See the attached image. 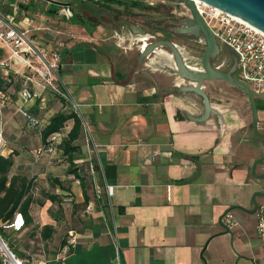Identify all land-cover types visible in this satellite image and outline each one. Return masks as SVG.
Returning <instances> with one entry per match:
<instances>
[{"label":"crops","instance_id":"1","mask_svg":"<svg viewBox=\"0 0 264 264\" xmlns=\"http://www.w3.org/2000/svg\"><path fill=\"white\" fill-rule=\"evenodd\" d=\"M19 1L8 0L18 5L15 26L29 23L36 45L57 48L63 43L58 84L66 99L42 91V100L24 105L18 96L24 69L13 64L0 69V83H9L0 92L6 107L0 156L12 160L6 187L13 179L24 181L31 200L29 222L21 216L19 231H2L12 252L44 264H264L254 215L244 212L252 210L254 194L264 193V180L250 174V166L260 158L253 133L245 142L247 150L240 151L232 139L237 127L226 121L230 110L195 122L203 115L202 103L181 91L188 85H182L171 54L163 48L134 67L143 48H128V55L139 53L133 64L128 62L126 53L101 39L100 31L89 33L67 24L72 17L59 15L61 8L69 9L67 4L35 0L47 3L45 14L52 13V19L30 14L33 0ZM0 12L10 14L7 6H0ZM112 30L113 35L128 33L132 45L141 38L123 25ZM54 33L59 37H52ZM6 57L0 47V62ZM19 110L38 118L44 128L58 113L80 119L71 163L58 147L64 128L54 153L38 157L47 140L41 138L44 129H30ZM72 125L71 120L65 123L66 135ZM262 163L255 167V176L264 174ZM107 187L112 188L111 197ZM66 195L78 208L71 230L52 211L53 196ZM224 213L237 224L229 233L219 223ZM70 235L75 243L61 262Z\"/></svg>","mask_w":264,"mask_h":264},{"label":"built area","instance_id":"2","mask_svg":"<svg viewBox=\"0 0 264 264\" xmlns=\"http://www.w3.org/2000/svg\"><path fill=\"white\" fill-rule=\"evenodd\" d=\"M82 1L98 4L101 0ZM130 1H139L148 7L166 4L158 0ZM19 2L25 4L29 0H20ZM0 6H7L10 10L8 15L0 12V47L7 54L6 59L0 62V69H9L11 64L24 69L25 74L21 75L23 83L18 93L22 104L26 105L32 101L42 100V91H49L65 100L66 96L62 93L58 84L60 62L58 50L63 47V44L57 43V48L36 45L31 39L29 23L24 20V27L15 26L14 24L18 13V5L9 3L8 0H0ZM169 6L173 7L172 11H170L172 16L179 19L190 17L189 11L184 6H179V8L174 7L172 4H169ZM194 6L204 25L215 38L216 43L234 54L237 80L246 85L255 95L262 93L264 91V34L247 23L201 2H194ZM59 15L65 19L72 17L69 9L66 8H61ZM16 74H19V72L16 71ZM19 113L30 129L37 132H41L44 129L42 121L38 118L29 115L24 110H19ZM257 128L264 137V120H259ZM60 139L61 135L59 133L50 135L45 145L37 151V156L54 153ZM262 164L264 168V161ZM106 194L108 197L112 196L111 187L106 188ZM254 219L255 234L264 250V197L257 205ZM222 223L227 228L237 226L235 221L229 216H225L222 219ZM22 227L23 219L21 215H15L10 223L0 225V264H44L43 262H37L33 258L22 259L18 257L12 252L10 245L3 238L1 230L11 228L14 231H19ZM70 238L62 248L61 262L65 260L69 254L70 247L75 243L74 236L70 235Z\"/></svg>","mask_w":264,"mask_h":264},{"label":"rangeland","instance_id":"3","mask_svg":"<svg viewBox=\"0 0 264 264\" xmlns=\"http://www.w3.org/2000/svg\"><path fill=\"white\" fill-rule=\"evenodd\" d=\"M55 2H62L63 4H67L69 7V11L72 15L71 20L67 22L69 25L73 26H81V30H86L89 33H93L95 31L101 32V39H107L106 43L116 45L121 52L126 53L128 52V48L135 49L137 48V51L147 46L149 43L157 41V40H163V33H154L151 34V37H141L139 38V41H134L133 45L130 44L131 36L128 35V33H125L124 36L120 35V33H117L116 35H113V28L114 25H111L110 19H113V21L116 23L120 19H125L129 21L130 23L136 24L137 26L144 28L145 20L148 19L150 13H147L143 9L146 5H141L138 9H132L130 7V0H117L118 4H108L109 0H102L100 3V6L95 3L82 1V0H53ZM109 5V6H108ZM167 8L166 10L172 11V6H169V4H165ZM48 7L47 3L44 2H36L33 0L30 7H28V12L33 15H42V16H49L52 18V13L45 14L44 7ZM53 6V5H52ZM155 6V5H154ZM153 6V7H154ZM55 9H60V6H53ZM61 10V9H60ZM20 11H23L21 9ZM106 15L109 16L110 19L106 18ZM171 15V14H170ZM171 17V16H170ZM53 19V18H52ZM143 27H142V26ZM167 28H170L167 26ZM144 29H150L149 27H145ZM168 30V29H167ZM170 30V29H169ZM52 37L58 38L59 35L57 34H51ZM44 40H46V35L41 36ZM170 42L174 43L179 49L182 58L184 59L185 65L192 71L200 72L201 71V65H200V58L204 51V42H194L189 41L188 39H181L179 37H176L174 35H170L169 39ZM50 41L57 42L55 39H50ZM62 43V42H58ZM63 44V43H62ZM165 51H168L167 49L163 48ZM134 51V50H133ZM169 52V51H168ZM170 53V52H169ZM139 54V53H138ZM138 54L128 55L126 53L128 62H131L132 64L135 62V58L138 56ZM124 56V55H123ZM122 59V58H121ZM124 64V61L122 60L120 64ZM127 64V63H125ZM126 68H128L126 66ZM125 68V69H126ZM182 85H188L186 82H182ZM203 90L206 93V95L209 98L211 106L216 111H223V110H230L231 115H233L235 120L229 118V114L226 115V121L227 125L237 127L236 132H233L232 139L237 140L239 142L240 151L247 150V146L245 142L250 138L251 135V115L249 112L248 104L246 97L239 91L231 88L230 86L220 83V82H206L203 84ZM256 109L259 113V120H264V101L263 100H256L255 101ZM6 109L3 104H1L0 100V124H1V115L3 114V111ZM54 113V111H52ZM52 112H49V115L52 114ZM211 117L216 119V115L212 114ZM241 127V128H240ZM66 129L64 127V130H62V133L66 136ZM1 134V133H0ZM64 136V137H65ZM63 137V138H64ZM60 147V145L58 146ZM57 147V148H58ZM3 149V140L1 136V143H0V154ZM57 153V152H56ZM59 155L55 154V157H58ZM54 203H52L53 206V213L54 216L58 220H61V222H65V227L67 229H74L76 228V222L78 216L76 215V205L74 204L73 197L70 196H53ZM71 199V201L67 199ZM66 199V200H65ZM78 211V210H77ZM3 236V235H2Z\"/></svg>","mask_w":264,"mask_h":264},{"label":"water","instance_id":"4","mask_svg":"<svg viewBox=\"0 0 264 264\" xmlns=\"http://www.w3.org/2000/svg\"><path fill=\"white\" fill-rule=\"evenodd\" d=\"M163 3L175 5L176 7L184 6L190 13V17L182 20L183 25L186 27L181 30L182 34L191 35L193 37H201L204 42V51L200 58L201 71L196 72L190 70L184 63V59L181 56L180 49L170 41L157 40L149 43L143 48L141 53L136 59L134 67L140 65L145 58L152 54L158 48L167 49L173 60L174 70L177 77L186 82L188 86L181 89L182 92L191 93L198 97L202 103L203 115L194 119L195 122L207 121L212 114L220 117V112L216 111L210 104L209 98L203 90V84L206 82L220 81L231 88L241 92L247 100L249 112L251 115V130L256 139L261 141L264 147V137L259 133L257 125L259 122V114L256 109L255 101H264V91L259 95H255L250 89L239 82L234 76L236 70V64L228 72H222L212 67L211 60L219 52V45L216 43L215 38L209 29L204 25L200 16L198 15L193 0H158ZM201 2L207 6L218 9L219 11L233 16L248 25L252 26L256 30L264 34V0H195ZM119 24H125L128 27L130 33L138 37H149L152 33V28L143 29L135 24H132L125 19H121ZM233 54V53H232ZM234 56V54H233ZM235 58V56H234ZM264 161L263 155L255 160L250 166V174L253 178L264 180V174L260 176L254 175V169L257 165H260ZM264 197V193H256L251 198L252 210L244 211L249 215H254L257 208V199ZM224 215L220 218L219 223L224 229L225 233H229V229L222 223Z\"/></svg>","mask_w":264,"mask_h":264},{"label":"trees","instance_id":"5","mask_svg":"<svg viewBox=\"0 0 264 264\" xmlns=\"http://www.w3.org/2000/svg\"><path fill=\"white\" fill-rule=\"evenodd\" d=\"M9 1L14 2V0ZM117 2L119 1L109 0L108 4H118ZM141 5L143 4L139 1H130V7L132 9H138ZM165 6L166 5L158 4L154 7H143L147 13H150L149 16H151L145 20L144 27H150L151 25L160 26L163 21L170 18V11L166 10L165 8L167 7ZM156 32L163 33L162 30H157ZM8 84L9 83L6 82L0 83L1 93L6 91ZM69 120L72 121L73 125L68 134L63 138L60 147L68 161L71 163L75 157V153L77 152L74 143L79 139L81 132V121L75 114L71 113L67 116L62 113L55 114L49 119L47 125L41 133V138L44 142L50 135L60 133L64 128L65 123ZM11 166L12 160L10 157L5 159L0 156V223H10L13 220L14 214L19 212L24 219V223L27 224L29 222L28 209L31 204V200L26 197L27 190L25 182L13 179L11 180L9 186L6 187L7 174ZM16 182H18L17 185ZM84 202L86 203L87 200L85 199Z\"/></svg>","mask_w":264,"mask_h":264},{"label":"flooded vegetation","instance_id":"6","mask_svg":"<svg viewBox=\"0 0 264 264\" xmlns=\"http://www.w3.org/2000/svg\"><path fill=\"white\" fill-rule=\"evenodd\" d=\"M174 7H176V6L174 5ZM176 8H179V7H176ZM170 16L171 17L166 19L165 21H163L160 26L151 25L149 27V28H152V33L151 34L158 33V32H156L157 30H162L163 34H164V36H163L164 39L163 40L169 41L168 40L169 36L170 35H174V36L179 37V38H181L183 40L188 39L189 41H193V43L194 42L198 43V42L203 41L201 37H193L191 35L182 34L181 30L186 28L183 25V23H182L183 19L176 18V17H174L172 15H170ZM106 18L110 19L108 15H106ZM110 21H111V25H113V23H115L113 21V19H110ZM118 21L116 22V24H114L115 27H121L122 25L126 26L125 24H121V25L118 24ZM167 26L170 27V28H167ZM149 37H151V35ZM234 64H236V60H235L232 52L229 51L228 49H226L225 47L219 46L218 54L214 57V59L211 60L212 67L217 69V70H220L222 72H228L233 67ZM234 76L236 77V70H235ZM254 141H256L258 143V147H259V151H260V156L259 157H261L263 155V153H264L263 144L261 143V141H259L255 137H254Z\"/></svg>","mask_w":264,"mask_h":264},{"label":"bare ground","instance_id":"7","mask_svg":"<svg viewBox=\"0 0 264 264\" xmlns=\"http://www.w3.org/2000/svg\"><path fill=\"white\" fill-rule=\"evenodd\" d=\"M194 2H197V1H195V0H193Z\"/></svg>","mask_w":264,"mask_h":264}]
</instances>
